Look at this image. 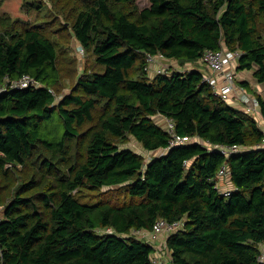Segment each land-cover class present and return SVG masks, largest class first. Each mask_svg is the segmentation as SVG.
Returning <instances> with one entry per match:
<instances>
[{"label":"trees","instance_id":"16d2710c","mask_svg":"<svg viewBox=\"0 0 264 264\" xmlns=\"http://www.w3.org/2000/svg\"><path fill=\"white\" fill-rule=\"evenodd\" d=\"M149 3L66 0L63 19L30 24L0 16V188L17 165L32 169L0 215V264H150L153 245L133 231L182 217L184 229L166 239L174 264H264L256 259L264 149L254 147L263 130L256 116L215 96L195 67L205 49L237 48V69L264 82V0ZM68 36L93 57L91 67L79 71L67 58ZM158 53L185 69L150 76L147 55ZM24 74L40 85L9 86ZM67 75L75 81L56 98ZM255 95L264 119V99ZM54 111L64 130L48 140L42 123ZM161 116L192 140L147 161L119 146L131 136L148 151L167 147ZM202 140L250 149L226 158ZM224 162L234 187L228 196L213 180ZM121 193L127 199L119 202Z\"/></svg>","mask_w":264,"mask_h":264},{"label":"built area","instance_id":"2783aa9c","mask_svg":"<svg viewBox=\"0 0 264 264\" xmlns=\"http://www.w3.org/2000/svg\"><path fill=\"white\" fill-rule=\"evenodd\" d=\"M79 50L81 53H84L81 46H79ZM155 55H147L145 70L148 73L152 72L153 75H169L174 70H181L180 67L166 64L163 61V58ZM240 55L241 51L237 48L225 49L224 47H220L218 49H205L201 55V62L208 69V72L204 73L202 80L210 86L215 96L235 107L241 108L249 115L257 116L260 112V103L257 96L248 92L243 86H241L236 75V62ZM30 85L39 86L40 83L28 74H24L17 79L11 80L9 84L12 88H24ZM5 89V87H0V91ZM162 123L166 127L167 132L170 134L169 144L167 147L162 148V153H164L171 146L186 144L192 140V137L190 136L178 134L174 130V122L170 118L162 117ZM195 139L199 140L197 137H195ZM200 142L209 150H216L226 158L231 153L238 152L242 148H244L243 150L250 149L249 147H242L236 144H213L203 140ZM254 147L264 149V132L261 142L255 144ZM213 180L214 187L217 188L224 196H228L234 189V187L224 188L221 186L222 182H229V170L226 162L220 166ZM184 226V217L173 221L159 218L154 223L152 229L134 230L133 233L139 238L149 241L153 245V251L150 256V264H174L171 260L170 251L166 246V239L173 232L184 229ZM256 259L259 263H264V242H261L259 245V252Z\"/></svg>","mask_w":264,"mask_h":264},{"label":"rangeland","instance_id":"374dc122","mask_svg":"<svg viewBox=\"0 0 264 264\" xmlns=\"http://www.w3.org/2000/svg\"><path fill=\"white\" fill-rule=\"evenodd\" d=\"M65 1L66 0H58V5H56L51 0H32L33 3L35 4L39 3L40 5L43 6L40 10H38L37 8L26 9L27 6L24 3L25 0H0V16H9L11 19H16L18 21L19 20L26 21L29 24L34 21L46 22V20L54 19L53 16H60V20H61L64 17L62 16V10L59 9V5L63 4V2ZM135 3L138 5L139 8L147 7L150 4L149 0H135ZM47 32H51V31H47ZM68 37H69L68 46L66 48L67 53L65 54L67 58L70 60L74 58L77 59L76 67L78 68L79 71L83 69L84 65L85 66L88 65L89 67H91V63L93 62V57L87 52L81 53L79 50L80 45L77 44L76 41L71 36ZM155 56H160L161 58H163V61L166 64H170L172 66L174 65L176 67H181L182 69H185L186 62L181 63L177 59H171L159 53ZM59 64L61 66H64V61L60 60ZM195 67H197L200 71L204 73L208 72V69L201 61H198ZM64 73H68V72L64 70ZM149 75L154 76L152 72H149ZM75 78L76 77L73 75H67L66 78L62 79L60 84V90L54 93L56 95V98H59V96L70 91V88L73 85ZM63 130L64 127L59 119V115L57 111H54L51 117L49 119L44 120L42 123V134L48 140H53L60 137ZM119 146L130 148L133 151L141 154L145 161H147V159H149L152 155L161 154L163 152L162 149L156 151L145 150L142 148L141 144L131 136H129L125 141L120 142ZM31 171L32 169L29 167L17 165V169L13 173H10L11 174L10 181H7L6 183H4V181H1V185L2 184L4 185H2V187L0 188V196L2 198V202L0 203V215H2L4 204L5 202H7L8 198L12 195L14 187L18 183V180L20 181L22 178L28 177L31 174ZM110 188H103V190L101 191L105 192L107 191V189ZM102 192H100L99 194H102ZM75 194H80L79 197L82 200H87V199L89 200V193L87 190L76 191ZM119 198H120L119 202H122L127 199L124 193H121Z\"/></svg>","mask_w":264,"mask_h":264},{"label":"crops","instance_id":"0c3cea01","mask_svg":"<svg viewBox=\"0 0 264 264\" xmlns=\"http://www.w3.org/2000/svg\"><path fill=\"white\" fill-rule=\"evenodd\" d=\"M188 69L192 68V64H187ZM180 69H182L180 67ZM236 75L239 81H247L249 84V87L247 88V91L253 94H260L262 98L264 99V82H258L252 73V70H238L236 69ZM258 123V126L263 130L264 132V119L262 116L259 114L258 116L255 117ZM222 187H228L229 188V182H222L221 184Z\"/></svg>","mask_w":264,"mask_h":264}]
</instances>
